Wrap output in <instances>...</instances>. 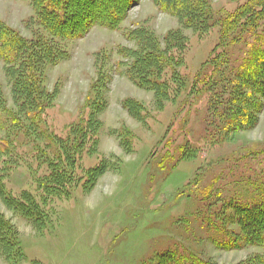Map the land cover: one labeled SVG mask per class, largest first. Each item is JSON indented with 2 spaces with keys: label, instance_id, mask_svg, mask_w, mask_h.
Returning a JSON list of instances; mask_svg holds the SVG:
<instances>
[{
  "label": "rangeland",
  "instance_id": "1",
  "mask_svg": "<svg viewBox=\"0 0 264 264\" xmlns=\"http://www.w3.org/2000/svg\"><path fill=\"white\" fill-rule=\"evenodd\" d=\"M244 1L209 0L212 17L218 19ZM33 17L29 1L0 0V21L25 38L37 28L28 22ZM135 27L148 28L162 46L170 29L181 28L187 39L183 54L176 56L179 66L165 69L169 91L160 102L153 91L136 86L124 73L129 60L118 49L136 48L124 35ZM260 33L264 21L227 47L230 77ZM217 38V24L204 34L195 33L159 11L155 0H137L118 29L93 25L82 37L60 42L68 57L46 67L42 84L54 97L39 114L37 127L18 114L0 60L5 105L29 127L24 132L0 117V138L11 143L8 152L0 153V187L9 198L28 194L42 216L33 223L0 196V212L14 225L20 251L10 260L0 254V264H240L264 258V245L246 244L235 217L239 207L253 210L264 202V142L246 138L249 130L264 129V98L251 127L231 130L223 116L229 98L226 83L221 81L214 91L202 86L197 95L191 90L204 74ZM98 65L104 73L101 97L106 106L97 116L100 125L94 139L85 140L80 153L72 156L74 163L65 167L67 191L60 194L47 187L49 163L61 156L58 139L65 141L73 126L87 120ZM173 68L176 81L169 78ZM215 90L223 91L220 101ZM131 98L143 106L137 119L122 107ZM110 135L120 140L121 157L105 158L103 141ZM99 164L101 173L84 187L88 171ZM108 171L123 177L119 190L88 212L83 198Z\"/></svg>",
  "mask_w": 264,
  "mask_h": 264
},
{
  "label": "trees",
  "instance_id": "2",
  "mask_svg": "<svg viewBox=\"0 0 264 264\" xmlns=\"http://www.w3.org/2000/svg\"><path fill=\"white\" fill-rule=\"evenodd\" d=\"M27 1L34 13V17L28 22L29 24L31 21L34 22L37 28L29 39L0 21V60L5 64V75L9 79L12 99L18 108V114L25 116L31 125L37 127L39 114L54 97V93H48L42 84L46 67L68 57L67 50L60 42L82 37L93 25L111 30L118 29L126 16V11L137 3V0ZM155 5L159 11L175 16L182 28H189L195 33L204 34L215 24L218 25V38L212 50L213 55L204 63V74L193 81L191 90L197 95L202 91V86L213 90V87L219 86L223 81L227 85L223 88L229 93L227 107L223 112L224 123L231 130L251 127L256 122L255 112L261 108V98H264V48L261 46V42H264V33H260L256 43L249 46L248 55L232 77L229 76L226 51L227 47L238 42L241 33L254 31L264 21V0H246L218 19L212 17L209 0H155ZM124 35L136 44L135 49L127 47L118 49V54L125 61L129 60L124 73L136 86L153 91L160 102L167 97L169 91L165 69L179 66L180 58L176 56L183 54L187 39L181 33V28L170 29L162 38L163 46L159 38L146 27H135ZM219 48L220 51H216ZM101 66L98 65V77L92 86L94 99L89 104L87 120L73 126L70 129L71 136L65 141L58 139L57 151L61 156L57 154L56 160L49 163L47 187L54 192L66 195L65 179L69 174L67 175L65 167L74 163L72 156L82 149L85 140L94 139L98 131L100 123L97 116L106 106L105 100L101 97L103 87L101 80L104 74ZM206 69L209 70L206 72ZM171 71L169 78L176 81L178 75L174 68ZM221 71L227 72L225 75L221 73L215 80V74ZM177 82L180 86L183 85L180 79ZM198 84H201L200 88H197ZM221 92L223 91L215 90L214 97L217 101H220L218 94ZM5 103L6 98L0 84L2 122L10 121L15 127L27 132L29 127L21 125L16 111L9 109ZM122 107L136 119L143 110L142 104L132 98L124 100ZM3 127L4 124H0V128ZM10 145L7 138H0V153L8 152ZM102 168L103 164H99L88 171L84 187L87 182L93 183ZM22 194L23 199L9 198L3 195L0 187V196L6 205L13 207L33 223L41 221L42 216L39 215L32 198L25 192ZM235 217L239 220L237 223L244 233L243 239L246 244L252 242L264 245V202L253 210L239 207ZM253 225L256 228L251 229ZM16 236L14 225L0 212V254L6 260L20 254ZM236 245L234 243L232 246ZM249 262L264 263V258L254 257L240 264H250Z\"/></svg>",
  "mask_w": 264,
  "mask_h": 264
},
{
  "label": "clouds",
  "instance_id": "3",
  "mask_svg": "<svg viewBox=\"0 0 264 264\" xmlns=\"http://www.w3.org/2000/svg\"><path fill=\"white\" fill-rule=\"evenodd\" d=\"M246 138L252 143L264 142V129L249 130ZM123 152L124 150L118 138L110 135L103 141L105 158L121 157ZM127 159L131 160L132 157L128 156ZM122 180L123 177L117 172L108 171L104 173L83 198V207L88 212H95L105 199L114 196L118 192Z\"/></svg>",
  "mask_w": 264,
  "mask_h": 264
}]
</instances>
